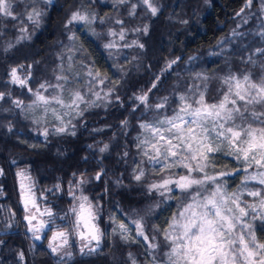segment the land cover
I'll list each match as a JSON object with an SVG mask.
<instances>
[{"label": "trees", "instance_id": "1", "mask_svg": "<svg viewBox=\"0 0 264 264\" xmlns=\"http://www.w3.org/2000/svg\"><path fill=\"white\" fill-rule=\"evenodd\" d=\"M9 2L16 19L0 16V92L4 93L0 100V264H149L151 250L161 259L173 217L192 202V194L200 190L202 198L214 183L205 181L203 188L193 186L187 191L170 185L173 191L163 196L150 189L164 177L175 173V179L187 170L154 169L139 146L141 125L172 116L181 96L195 102L202 91L206 103H219L228 91L224 80L229 76L247 75L255 83L264 80V0H252L250 6L247 0H152L159 9L155 16L138 0L123 4L114 0ZM132 4H137L134 16L129 15ZM33 8L41 13L38 25L27 19ZM76 11L88 14L93 22L68 24ZM144 26L147 34L134 31ZM21 28H27V33ZM121 28L126 30L124 40L109 34ZM24 35L26 39H18ZM132 41L144 48L126 46ZM110 42L116 47L106 48ZM177 58L165 70L167 62ZM12 68L27 78V86L11 83ZM89 69L106 77L104 83L93 80ZM57 76L67 80H57ZM157 77L156 88L148 91ZM41 84L48 87L41 89ZM37 90L49 98L48 105L55 110L52 114L59 113L66 121L67 131L57 133L56 121L44 124L34 116L31 107L41 103L33 95ZM77 91L85 102L78 108L66 106ZM145 92L147 107L136 100ZM56 96L64 105L52 100ZM162 102L164 107L157 108ZM248 107L264 111L261 104ZM244 115L254 127L260 126L250 112ZM105 145L108 148L101 152ZM230 151L227 145L218 149L206 161L204 172L216 176L215 183L224 190L238 191L252 168ZM141 170L144 176L137 181L134 176ZM20 171L31 178L35 207L29 200L25 208ZM81 178L86 182L79 183ZM250 186L264 195L262 185ZM81 196L88 197L97 209V224L103 233L100 247L91 254L80 251L71 227L75 219L71 209ZM259 199L243 196L248 205ZM45 210L53 215L49 217ZM26 216L36 217L34 225L46 222L39 233L41 239L33 238ZM134 220L142 222L148 240L141 236L125 240L118 233L115 223L121 222L136 231ZM251 223L257 240L264 242V220ZM57 230L68 232L72 240L71 254L63 259L48 247Z\"/></svg>", "mask_w": 264, "mask_h": 264}, {"label": "snow or ice", "instance_id": "2", "mask_svg": "<svg viewBox=\"0 0 264 264\" xmlns=\"http://www.w3.org/2000/svg\"><path fill=\"white\" fill-rule=\"evenodd\" d=\"M114 2L123 4L127 0H114ZM138 2L146 6L153 16L157 15L159 9L153 4L152 0H138ZM247 3L250 6L252 0H247ZM12 7L9 0H0V16L16 19ZM136 7L137 4L131 5L129 15H135ZM262 8H264V4H262ZM40 16L41 13L33 8L31 12H28L27 19L38 25ZM75 21L93 22L89 19L88 14H81L79 11L72 13L68 24ZM115 22L123 25L122 20H116ZM20 31L27 33V28H21ZM125 31L124 28H121L119 33L110 31L109 34L112 36L119 35L120 40H124ZM134 31H143L147 34L148 28L144 26L143 29L136 28ZM26 38L27 36L24 35L18 39ZM132 45H136L141 49L144 48V45L137 41H132L131 45L126 46ZM9 47H12V45H9ZM105 47L111 49L116 47V44L110 42ZM177 60L178 58L168 61L165 70L176 64ZM9 75L11 83L21 87L27 86V78H21L17 68H12ZM88 75L100 84H103L106 79V77H101L98 71L93 72L92 69H89ZM62 79L67 80V77L57 76V80ZM158 79L159 77L154 80L148 91L156 88ZM204 79L206 80L207 77H204ZM224 83L228 86V91L219 103H206L202 91L195 102L196 107H193L184 96H181L182 106L174 116L158 121L155 125H141L149 132L150 138L145 137L142 139L139 146L151 163L159 165L161 172L176 166H182L187 170V174H181L175 179H173L175 173L164 177L160 182L151 184L150 189L160 191V195L163 196L165 193L173 191V188L169 187L170 185H175L181 191H187L193 186L203 188L205 181L214 183V189L205 192L202 198L200 190L192 194V202L184 207L178 217H173V221L169 225L172 233H166L165 235V239H171L172 241L171 251L167 254L169 264H264V242L257 240L251 223V221L257 219L264 220V196H261L260 191H249L250 196L260 197L259 206L257 207L255 204L241 206L239 194L228 195L222 190L221 184L215 183L216 176H209L204 172L207 167L205 161L209 158L208 154L216 151L222 143L227 144L228 148L231 149L229 154H235L237 159L242 158L244 161L250 164L254 163L259 168L264 169V111L257 112L255 109L250 110L248 107L255 104L264 105V80L260 83H253L247 75L242 80L235 76H229L225 78ZM56 87L61 86L56 85ZM40 88L46 89L47 85L41 84ZM108 94L111 95V89ZM33 95L36 96L37 101L43 102L45 105L49 103V98L42 95L39 90L34 92ZM3 99L4 93L0 92V100ZM52 99L56 103L64 105V101L58 96L52 97ZM116 99H119V97H116ZM136 100L147 107L148 93L145 92L137 96ZM83 102H85L84 97L77 91L72 94L70 102L66 106L75 105L78 108L79 103ZM15 103L17 106L21 104L20 101H15ZM156 107L162 108L164 103H159ZM247 112H250L252 121L259 123V127H254L253 123L248 121V118L244 115ZM124 123L127 122L124 121ZM55 131L60 133L67 131V129L61 126L56 128ZM166 133L167 135H165ZM70 134L75 135V132ZM43 135L47 137V130H44ZM107 148L108 145H105L100 151L103 152ZM194 172L201 175L199 177L193 176ZM2 174L3 170L0 169V175ZM225 174L221 173V175ZM17 175L21 177V195L25 199V208L27 209L29 200L35 207V200L31 197V178L24 171L18 172ZM143 176L144 172L141 170L139 174L134 176V179L140 181ZM96 179H100L99 174H97ZM251 179L258 180L259 184L264 185V171L251 176ZM24 180H28L29 184L25 185ZM85 182L83 178L79 181L81 184ZM79 199L80 203L71 209L75 214L71 227L75 234L82 241H85L80 251L83 253L84 249L87 248L88 253L91 254L100 247L103 233L96 223L97 209L94 208L88 197L81 196ZM45 213L49 217L53 215L49 210H45ZM245 217L248 219L245 220ZM35 218V216L25 217L29 225L28 230L32 232L35 240H39L41 239L39 233L46 227V222L39 221L34 225L32 221ZM132 223L136 225L137 235L148 240L142 222L134 220ZM118 227L122 237L127 240V235H125L129 231L127 226L120 223ZM238 227L239 231H237ZM245 233H247V238ZM68 236L69 233L64 230H57L53 233L48 245L53 254H58L59 250L68 244ZM58 240L59 243H54ZM149 246L152 248L157 247L155 244ZM19 255L23 260V253ZM133 264H135V261H133Z\"/></svg>", "mask_w": 264, "mask_h": 264}, {"label": "rangeland", "instance_id": "3", "mask_svg": "<svg viewBox=\"0 0 264 264\" xmlns=\"http://www.w3.org/2000/svg\"><path fill=\"white\" fill-rule=\"evenodd\" d=\"M239 79H243V78H239ZM251 80V79H250ZM252 81V80H251ZM253 82V81H252ZM253 83H255V82H253ZM48 87V86H47ZM42 94V93H41ZM42 95H44V93L42 94ZM45 96V95H44ZM46 97V96H45ZM48 98V97H47ZM53 100V99H52ZM51 99H50V101H52ZM186 100H187V102L188 103H190V104H192V106L193 107H196L197 105H196V101L195 102H192L191 100H189V99H187L186 98ZM181 106H182V102L180 101V104L178 105V108H177V110L175 111V113L172 115V116H174L175 114H176V112H178L179 110H180V108H181ZM230 107H231V105H229ZM32 108V110H33V114H34V116L35 117H37L38 118V120L40 121V122H42V123H44L45 124V122L47 121V120H54V121H56L55 122V129L56 128H58V127H61V126H63V127H65V125L63 124L64 123V121L65 120H63L62 119V117H61V115L58 113H55V114H52V113H54L53 111H55L54 109H53V107H51V106H49L48 104L47 105H45L43 102H41L40 104H38V106H35V107H31ZM49 114H50V117H49ZM52 114V115H51ZM172 116H170V117H172ZM170 117H168V118H170ZM165 119V118H164ZM163 119V120H164ZM162 121V120H161ZM66 122V121H65ZM156 124V123H155ZM155 124H152V125H155ZM66 128V127H65ZM165 135H167V133L165 134ZM145 137H149L150 138V134H149V132L148 131H146L144 128H143V134H142V136H141V140L142 139H144ZM222 139V138H221ZM223 145H227L226 143H222V144H220V147L218 148V149H220L221 147H223ZM141 148V147H140ZM218 149L216 150V151H213V152H211V153H209L208 154V157H210V156H212L213 154H215L217 151H218ZM147 157V156H146ZM148 158V157H147ZM241 160H242V162L243 163H245L246 165H248V166H250V168H252L249 172H248V174H247V176H246V178H245V180H244V182H243V184H242V187L238 190V191H226V190H224L223 188H222V190L224 191V192H226L228 195H231V194H239V202H240V204H241V206H244L245 204H247V203H244V200H243V196H244V194H246V195H249L248 193H249V191H254V190H252L253 188L250 186V184H259V182H258V180H253V179H251V176H253V175H256L258 172H260V171H264V169H261V168H259L257 165H255L254 163H249V162H247V161H244L242 158H240ZM151 163V162H150ZM205 163H206V161H205ZM151 166L154 168V169H156L157 171H160L159 170V165H154L153 163H151ZM178 168H183L182 166H176V167H173V168H169V169H165L164 171H167V170H170V169H178ZM259 185H261V184H259ZM263 187H264V185H262ZM214 189V188H213ZM256 191H258V190H256ZM264 196V195H263ZM260 200V199H259ZM255 205H257V207L259 206V201L257 202V203H255ZM245 220H247V217H245ZM96 223H97V220H96ZM121 223H123V224H125L126 226H127V228L129 229V231L127 232V233H125V235H127V238H134V239H137V237H139L138 235H137V233H136V231L135 230H133L128 224H126V223H124V222H121ZM120 223H115V227L117 228V230H118V233H120L121 234V231H120V229H119V227H118V225H119ZM237 231H239V227L237 228ZM166 233H172V229L169 227L167 230H166ZM166 233H165V235H166ZM245 236H246V238H247V233H245ZM142 237V236H141ZM142 238H144V237H142ZM51 240V239H50ZM50 240H49V242H50ZM77 241H78V244H79V247L81 248L82 246H83V244L85 243V241H82L79 237H78V239H77ZM166 241H167V246H166V250H165V254H164V256H161V259H159V258H157V257H155V254H154V252L151 250V251H149L148 252V254H149V264H169V257H168V253L171 251V247H172V241H171V239H166ZM49 242H48V245H49ZM60 241L58 240V241H56V242H54V243H59ZM95 242H93V244H94ZM71 244H72V240H71V236L69 235L68 236V244L67 245H64L60 250H59V253L58 254H54L57 258H59V259H63V258H66V257H68L70 254H71ZM50 249V248H49ZM86 250H88L87 248H85ZM51 250V249H50ZM238 259H239V257H238ZM257 259H258V257H257Z\"/></svg>", "mask_w": 264, "mask_h": 264}]
</instances>
